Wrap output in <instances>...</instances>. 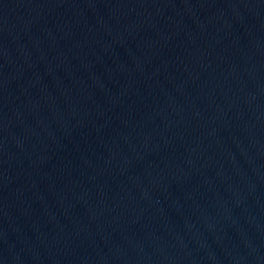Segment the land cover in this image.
Instances as JSON below:
<instances>
[{
	"label": "water",
	"instance_id": "obj_1",
	"mask_svg": "<svg viewBox=\"0 0 264 264\" xmlns=\"http://www.w3.org/2000/svg\"><path fill=\"white\" fill-rule=\"evenodd\" d=\"M0 264H264V0H0Z\"/></svg>",
	"mask_w": 264,
	"mask_h": 264
}]
</instances>
